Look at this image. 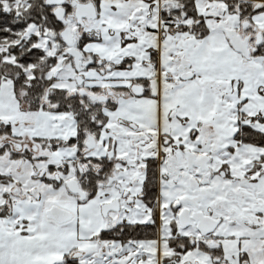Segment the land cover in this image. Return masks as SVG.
<instances>
[{
	"label": "snow or ice",
	"instance_id": "6c2138e0",
	"mask_svg": "<svg viewBox=\"0 0 264 264\" xmlns=\"http://www.w3.org/2000/svg\"><path fill=\"white\" fill-rule=\"evenodd\" d=\"M0 264H264V0H0Z\"/></svg>",
	"mask_w": 264,
	"mask_h": 264
}]
</instances>
